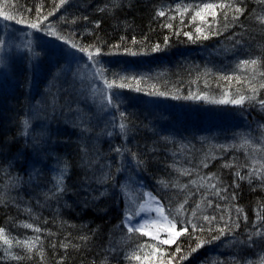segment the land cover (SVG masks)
I'll return each mask as SVG.
<instances>
[{"label":"trees","instance_id":"trees-1","mask_svg":"<svg viewBox=\"0 0 264 264\" xmlns=\"http://www.w3.org/2000/svg\"><path fill=\"white\" fill-rule=\"evenodd\" d=\"M32 23L82 61H149L93 130L15 46L4 75L0 33V264H264V0H0ZM127 191L174 243L129 231Z\"/></svg>","mask_w":264,"mask_h":264},{"label":"rangeland","instance_id":"rangeland-1","mask_svg":"<svg viewBox=\"0 0 264 264\" xmlns=\"http://www.w3.org/2000/svg\"><path fill=\"white\" fill-rule=\"evenodd\" d=\"M0 33L5 47L2 56L6 69L4 75H15L11 72L14 68L11 70L9 65L18 59L16 54H20L26 69L36 78V83L38 80L43 83L41 87L36 86V91H39L43 98H36L47 103L49 95H54L52 89L58 82V95L55 93L57 98H60L59 102L67 104L66 108L70 114L78 111L79 103L84 104L87 111L80 120L82 123L88 122L93 130L109 119L111 102L121 104L120 88L126 86V89H129L133 84L136 85L141 77H146L145 71L148 67L144 62L149 59L139 55L99 57L93 61H82V56L77 51L47 30L40 33L36 28L27 25L24 29L14 32L13 29L7 30L0 25ZM14 46L18 48L16 54L11 49ZM107 69L109 77L105 73ZM130 93L135 94L133 91ZM35 107L37 108L36 105ZM125 194L129 206L127 228L141 229L139 232L147 233L145 235L156 242L170 239L173 230L168 228L157 202L148 195L136 199L133 195L136 193L127 191Z\"/></svg>","mask_w":264,"mask_h":264},{"label":"snow or ice","instance_id":"snow-or-ice-1","mask_svg":"<svg viewBox=\"0 0 264 264\" xmlns=\"http://www.w3.org/2000/svg\"><path fill=\"white\" fill-rule=\"evenodd\" d=\"M209 7H211V6H209ZM237 11L239 12V11H241V9H237ZM160 15H163V13H160ZM3 19L4 20H9V19H12V17H10L9 15H3ZM17 23H20V21H16ZM29 27H32V28H37L38 29V25L37 24H35V23H32V24H29ZM245 63H250L251 65H255L257 62L255 61V60H253V61H251V62H245ZM111 86V85H110ZM262 87H264V85H262ZM242 100H243V97H241L240 98V100H233L232 102L233 103H241L242 102ZM121 127H123V125L121 126ZM214 187V186H213ZM166 219V218H165ZM204 219L206 220V221H209L210 220V218L209 217H204ZM211 219H215V218H211ZM196 226H194V228H195ZM172 229H175V224L173 223L172 224ZM136 231H141V229H135ZM187 229H183L182 231H186ZM129 231L131 232V231H133V228H129ZM219 231H220V234L221 235H223L224 234V229H219ZM145 234H147V233H145ZM182 234V232L181 231H176L175 232V236H179V235H181ZM162 243H164V244H169V243H174L175 242V240L174 239H172V240H169V239H164V240H162L161 241ZM177 251H179V248H177Z\"/></svg>","mask_w":264,"mask_h":264}]
</instances>
